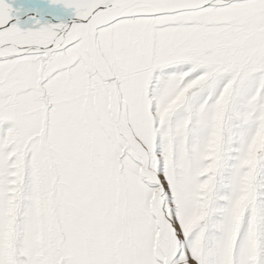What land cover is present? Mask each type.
Returning a JSON list of instances; mask_svg holds the SVG:
<instances>
[{
    "label": "snow or ice",
    "instance_id": "1",
    "mask_svg": "<svg viewBox=\"0 0 264 264\" xmlns=\"http://www.w3.org/2000/svg\"><path fill=\"white\" fill-rule=\"evenodd\" d=\"M0 264H264V0H0Z\"/></svg>",
    "mask_w": 264,
    "mask_h": 264
}]
</instances>
